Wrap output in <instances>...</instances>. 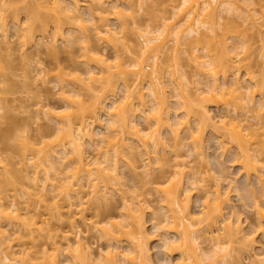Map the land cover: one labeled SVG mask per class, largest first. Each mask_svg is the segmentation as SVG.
Instances as JSON below:
<instances>
[{
    "label": "bare ground",
    "instance_id": "obj_1",
    "mask_svg": "<svg viewBox=\"0 0 264 264\" xmlns=\"http://www.w3.org/2000/svg\"><path fill=\"white\" fill-rule=\"evenodd\" d=\"M174 1L167 0V2ZM181 1L182 3L177 7L178 9L175 8L176 10L171 13L173 15L164 18L166 21L163 23L162 29L155 31L150 26L145 30L139 25L140 22L136 19L135 10L131 6L132 0H0V56L3 51L12 53L14 50V47H12L13 43L8 35L9 20L10 22L11 20L15 21V24L12 22L11 25H13L15 34H18L17 37L19 39L17 38L16 41L20 49L18 48L17 50L23 52V54L21 53L23 58L26 56L24 53L27 52L28 54L33 49L36 51L39 49L34 47H41V52L45 50V53L48 52L53 56H59L64 51L69 52L71 48H67L71 46L80 45L79 48L83 50L82 58L80 57L81 60L79 61L82 66L72 67L70 71L63 68L68 72L60 69L62 70L58 75L60 79L57 77L60 81V86L61 84L63 85L62 88H60L58 83L55 85L61 89H59L61 92L58 90L57 94L61 95L60 99L62 101H65L63 102L65 108H58L59 106L57 107L58 109L52 108L42 102L40 104L42 106L40 107L39 105L40 108L35 110L38 115L42 114L50 122L55 123L54 127L56 126L57 128L55 133L57 131L59 135L57 134L56 141L50 142L45 140V137L52 135L50 133V135L42 136L45 139L42 137L41 139L38 138L37 140L42 141L38 142V145L42 144L41 148L29 147V144L32 145L29 140L28 142L31 143L26 144L28 150L33 148L30 150H34L33 152L36 151L37 153L33 157L34 160L37 159V161L35 160L36 163H30L34 169H32L34 173H31L34 175L32 178L29 177L31 181L28 180L31 185H28L29 188L27 190L22 191L24 195H28L26 199H30L28 203L25 200L28 207H21L18 195L14 197H9L8 195L9 189L16 186L13 169H8L7 165H5L0 171V248L2 249V252L0 249V264H155L150 258L149 249L147 248L149 241L155 239L165 248L166 254L172 255L178 251L181 259H179V262L182 264L184 262H187L185 264H229V260L230 262L232 261L230 264H241L242 262H238L240 258L237 259L238 261L236 260L237 262H233L234 256L237 258V253L239 254L240 252L251 253V247L253 251V247L256 246H253V244H256L253 243L255 237L252 235L253 239L251 235L249 236L243 232L240 221L232 220L231 215V217L227 218L229 216V214L227 215L229 207H232L229 199V194L231 193L225 189L226 192L221 190V182L215 183L216 186L213 185L214 188L212 186L207 188L208 180L204 176L201 179L198 176L200 173L197 174L190 170L189 166L187 167L185 166L186 164L184 165L181 161L177 162L176 160V164H181L180 166L178 165L179 167H175L174 174L177 176L167 181L165 185H161L160 190L163 193L162 199L160 198L162 200L160 203L161 207L159 210H152L153 229L155 232L163 231V234L159 235L157 233L158 235L154 234L151 236L146 230L147 222L145 220V210L151 209V206L145 203L146 207L142 205V202L148 198L144 197L141 199L142 195L139 198H135L132 195L128 196L131 189L125 185V181L122 182V185L119 180L121 179V174L118 173L117 165L120 160H123L126 162L123 164L128 165L129 168L127 165L126 168L130 172L132 171V174L141 171L145 174V179L152 176L149 181L148 178L146 179L148 181H146V184L154 186L157 178L156 180L153 178L150 169L151 173H149L148 167L152 165V161L150 162L152 158L149 155L151 156L150 152H152V155L156 153L157 158L154 156V159L159 160H155L156 164L163 160L158 159L159 156L161 158L158 153L161 154V150H165V142L161 137L160 129L168 128L167 130H170L168 132L171 133L172 131L171 134L175 135V140L182 138L181 134L184 131L186 133L184 138L187 141L189 139L190 144H188L191 147V151L203 156L205 131L207 128H211L214 135H220V139L218 138L220 143L222 141L224 146L231 145V148L237 150L234 154V156L238 154L235 156V158L237 157L235 163L237 162L240 165L241 172H243L247 180L254 176L259 184H263L264 98L261 97L262 104H257L261 106L256 105L257 107H255L254 104L256 103L254 102L253 104V101H256V99H253L254 96L252 94L256 95V93L252 88L255 86L256 90L259 91L258 88L261 86H258L260 84L255 79L254 73H250L251 67L249 68L248 66H251L250 57H253V43L250 38L254 34L257 36L258 30L263 28L262 23L260 24L259 22L257 24L260 19L256 18L257 13L253 8L254 6L251 7L258 0ZM155 2L156 0H137V8L140 12H143ZM258 2L260 3L261 0ZM23 3L26 6H23ZM261 6L263 7L256 9L261 10L263 8L261 15L263 14L262 17H264V0ZM84 8L87 9V13H85L88 14V18L84 17L86 14L83 15L84 12L82 10ZM28 9L31 11L29 12ZM20 10H26V20L25 22H20L19 20V23L18 19L22 14H20ZM35 10H37V13ZM166 11H168V8ZM222 18H224V23H222ZM221 19L222 22L220 23ZM168 20H171L172 23L168 24ZM112 21L116 24L114 25L115 29L112 26ZM116 26L119 31L116 30ZM261 31L260 33L258 32V35L261 34ZM127 33L140 35L141 39H143V44L141 45L143 47L134 48L135 44H132V46L129 43L130 40L126 36ZM255 35L252 40L255 39ZM233 39L239 40V43L237 45L232 44L230 41ZM60 41L65 47H69H60ZM120 41L123 44V52L120 54L116 51L117 55L112 58L111 61L114 62L111 64L110 57L108 58L105 49L101 48L102 50H99L98 43L107 44L109 47L112 45L113 47L115 43ZM30 46L33 49L32 47L30 49ZM182 47L186 56L185 62L195 67V77H201L200 80L203 81L196 80L198 86H202V89L199 87V89H196L197 85L191 87L195 84V81L192 80L191 82V79L186 78L187 76L183 73L180 64L181 59L178 58L179 50ZM28 48L29 50H27ZM170 53L175 56V62L173 65L168 66L166 72L169 74L168 77L171 83L174 84V91L178 92L179 100L181 99V102L179 101L181 104L178 103L180 106L178 105L179 107L176 109H184L182 110V115H175L177 113L176 110L168 104L169 98L166 96L165 75L161 74V68L164 67L161 65L160 59L164 55L168 57ZM149 62L151 68H149ZM244 67L247 70H245V75L242 73L244 75L242 78L240 73L241 70L245 69ZM148 68L149 70L151 69L150 72L147 71ZM39 70L37 69L38 73L36 72L35 79L40 77L42 80V75H47V70L45 69V74L42 68ZM221 78L223 79V84L220 82V80L222 81ZM58 79L56 82H58ZM230 79L232 81L229 82L228 80ZM2 82L5 83L4 81ZM2 82L0 80V85H3ZM199 82L203 83V85ZM43 84L45 85V82ZM64 84L70 88L66 89ZM204 84L206 88L203 87ZM77 85L81 88H78ZM228 85L232 86V88L230 86L231 90L228 89ZM116 86L123 87V91L125 90L124 98L121 96L123 101L121 100L119 105L117 103L120 100H117L118 102L115 100L114 102ZM56 87L53 89H56ZM227 89L229 92H225ZM81 90H89L92 95L85 99ZM248 92L251 94L249 93L248 97H246L245 95ZM147 93L151 97L153 103L151 105L153 107H148V102L145 100V98H148L146 96ZM111 97L113 102H110ZM244 98L251 100L252 107L254 106L256 109L262 108V110H259L262 112H259V114L258 110H254V107L253 110L248 108V106H251L248 102L247 104L241 102V99L245 100ZM2 102H0L1 114L5 112L3 108L5 106H1ZM238 102H241V105ZM210 103L216 104L218 107L222 105V108L225 106V108L227 107L226 109H229V105H234V112L227 110L228 114H219L220 118L216 121V116L214 117L210 114ZM2 104L4 105V103ZM168 105L173 109L176 118L174 116L171 117L172 110H170L171 108ZM243 105H247L250 113L257 111L254 114L255 118L243 114L245 115L244 119L243 115H241L240 120V117H238L240 115L236 111L237 109L240 111V107H244ZM225 108L224 110H226ZM102 111L107 115L108 128L104 130L103 126H99L102 129L96 131L97 127L95 126L101 125L100 114H102ZM247 112L249 114V111ZM231 113L235 114L233 115L234 117ZM137 118V121L139 119L145 121V126L148 127L139 126L136 123ZM181 118L182 120H180ZM251 119H255L254 121L258 123L250 124ZM193 125H195V128L192 127ZM107 131L115 133V135L112 137L106 136ZM106 140L108 141L106 142ZM104 142H106L105 147L107 145L108 147L106 152L104 151L105 155H103L102 160L97 159V157L90 158L87 156V149L92 148L91 150L95 153L103 148L100 146ZM3 159H0V164L5 162V159ZM32 159L27 161L31 162ZM140 161L144 164H139ZM29 162L25 161V165L23 163L24 167L18 173L22 175L30 171ZM71 171L74 172L72 176H70L71 174L68 175ZM197 176L200 178L199 180ZM20 178H23V175ZM25 178L29 179L28 174L25 175ZM115 181L117 185L121 183L118 188L114 184ZM97 182L101 185L103 184L102 189L101 187L99 188L100 185ZM156 184L155 191H159L157 189L159 185L157 184V187ZM86 187L95 188L91 192L94 194L93 197L97 198L93 200H97L98 204V199L101 200L103 198L102 200H104L107 198L106 200H109L108 198L112 191L113 193L119 191L123 193V196H127V199L123 200L124 203L122 202V212L124 214L121 212V220L123 222L110 221V223L98 228L96 222H93L92 226L87 219L84 217L80 218L81 224L86 229L83 230L86 233L89 234L95 227L99 234L98 239L100 238L108 243L107 249L105 248L104 251L100 250L101 252L98 251L99 253L92 252L89 238L88 244L86 241L84 242L87 237L83 239L80 236L83 231L81 232L82 225L79 224L80 222L78 223L79 217L84 216L88 210V207L86 208L85 206L86 199L84 197L88 196L85 193L86 189H88ZM196 189L201 191V193L203 191L202 194L203 196L205 195L203 197L204 201L201 196L203 211L199 214L202 215L200 218H197L191 210V193L194 190L196 191ZM109 190L111 193L108 195ZM151 194L149 193L150 196H153ZM198 196L200 197L199 193ZM7 199L12 201L9 202ZM31 200H35L34 204L36 202L40 205L44 204L42 206H45L47 212L45 210L46 213L44 211L39 213V210L37 211L38 207L37 209L34 208L35 212L32 211L33 204L31 203L33 201L30 202ZM59 200H62L63 204ZM46 205L48 208H46ZM257 212L259 221L257 228L264 237V209H259ZM23 218L27 220L25 221ZM12 220L13 222L15 220L22 222L19 230L12 232L15 233L16 239H13V241L10 239L12 235H7L8 233L4 229L5 226L2 227L5 222ZM52 221H56L57 225H53ZM9 223L6 224L8 225ZM40 223L42 225H39ZM64 228L67 229L64 230ZM198 232L202 235V238L197 235ZM222 232L223 235L220 236ZM17 233H19L18 238L16 236ZM73 234L75 236H72ZM123 235L125 239L122 238ZM222 237L226 240H223L225 241L223 242L224 244L222 243ZM199 238L203 239L202 243H208L207 247L210 243L211 246L209 247L211 252L214 249L213 253H210L209 249L201 247V243H198ZM39 240L43 242L40 244L36 243ZM14 241H20V244L15 247L12 246L11 244L13 243L11 242ZM123 243L127 246L125 247ZM26 244L32 245V247L28 245L30 249H27L25 247ZM37 245L42 249L40 250L39 248L38 252H32L33 248L38 247ZM233 252H236L235 255ZM35 253L37 255L40 253L41 258L39 255L36 257ZM262 257V260H260L264 264V256ZM35 261L37 262L35 263ZM204 261L208 262L204 263Z\"/></svg>",
    "mask_w": 264,
    "mask_h": 264
},
{
    "label": "rangeland",
    "instance_id": "obj_2",
    "mask_svg": "<svg viewBox=\"0 0 264 264\" xmlns=\"http://www.w3.org/2000/svg\"><path fill=\"white\" fill-rule=\"evenodd\" d=\"M258 1H257V3L255 2L256 4L253 3V5L251 7L254 6L253 8L255 9V12L257 13L256 18L260 19L259 21H257V24L259 22H260V24L262 23L261 25L263 26V28H261L262 31L258 30L259 33L261 31V34L258 35V32L256 33L257 36L254 34L256 36L255 39L252 40V38H254V35L251 34L253 37L250 36L251 37L250 41H252V43H253V45H252L253 46V49H252L253 50V57H250V59H249L250 62H251V66L248 65L249 68L251 67L250 68V73L251 72L254 73L255 79L260 84L258 86H261V87L258 88L259 91L256 90L255 86H254V88H252V89L255 90V93H256V95L254 93H253L254 95L252 94V96H254L253 99L254 100L256 99V101H253V104H254V102L256 103V104H254L255 107L259 106L257 104L261 103V97L264 98V17H262L263 14L261 15V13H262L261 10L263 8H261V10H258V9H260V7H263V6H261L263 0H261L260 3ZM181 3H182L181 0H175L174 2H167V0H156V2L153 5L148 6L146 8V10H144L143 12L142 11L140 12L139 9L137 8V0H132L131 6L135 10L136 19L140 22L139 25H141L142 29L146 30V28L148 26H150V27H152V29L154 28L155 31H157L159 29H162L163 23L166 21V20H164V18L165 17L168 18L171 15H173L171 13L173 11H175L176 9H178L177 7H179L181 5ZM250 4H251V2H250ZM257 4H259V5H257ZM23 6H26V4L24 5V3H23ZM173 7H174V10H173ZM251 7H249L250 10H253ZM165 8H166V10L168 8V11H166ZM256 8H258V9H256ZM23 9H25V8H23ZM85 9L86 8H84L82 10L84 12L83 15H85L87 13L86 12L87 9L86 10ZM28 10H29V12L31 11L30 9H28ZM35 11L37 13V10H35ZM25 12H26V10H23V11L20 10V14L21 13L22 14L21 15L19 14L20 16H19L18 22H19V20H20V22H25V20H26L25 19L26 18L25 17L26 16ZM252 12H254V10ZM43 15H45V14L43 13ZM43 15H41V16H43ZM84 17L88 18V14H86ZM227 17H228V15H227ZM222 19H223V22H222ZM222 19L220 20V23L221 22L224 23V18H222ZM256 20H258V19H256ZM168 21H169L168 24L172 23L171 20H168ZM12 22H14V24H15L14 20H11V22H10V20L8 21V23H10V25L8 26V31H9L8 35L10 37L9 38L10 41L13 43L12 47H14V50L12 51V53L7 52V51H3L1 56H0V80H1V82L2 81L5 82V83L2 82L3 85H0V87H1L0 88V97H1L0 102L3 101L2 103H4V105L1 103V106L2 107L5 106V107H3L5 112H3L2 114L0 113V117L3 116V117L0 118V159L1 158L5 159V162L3 164H0V171H2V169L5 167V165H7L8 169L10 168V169H13L15 171L14 172L12 170V172L14 174V179L16 180V186L14 187L15 189L14 188L9 189L8 195H9V197H14L15 195H18V200H19V204H21V207H23V206L24 207H28L27 204L25 203V200H27L26 198H28L27 197L28 195L27 196L24 195L22 193V191L23 190H27L29 188L28 185H31V184H29V182L31 181L30 179L32 178V176L34 175V174L33 175L31 174V173H34V171H33L34 169L32 168L31 164L34 163V162L36 163L37 159H35L36 160L35 161L33 157H35L37 153H36V151L33 152L34 150H30V149H33V148H30L29 149L30 151H29L26 148L27 147L26 144H29V143L32 142V145L29 144V147L41 148L42 144L38 145L39 144L38 142L41 141V140H37L38 138L41 139V137L43 135L45 136V135H48L50 133L52 135L49 134L50 136L45 137L46 139L42 137L46 141L50 142V141H56V137H58L57 136V134H58L57 131L55 133V130H57L56 126L54 127L55 123L53 124L52 121L50 122L42 114H41L42 116L38 115L36 113L37 111L35 112V110H38L36 108H40L42 106V105H40V104H42V102L44 104H47V106L49 105V107H52V108H57L58 106H59L58 108H60V107L65 108L64 107V103H63L65 101L64 100L62 101V99H60L61 95L59 96L57 94L61 90L60 88H62V86H63L62 84H61V86L59 84L60 77H58V75L60 74V71H62L64 69H68V71H70V69H72V67H77V66L81 67L82 64H80L79 61L82 58L81 55H82V51L83 50L81 48H79L80 45H77L75 47L66 46V47H69L67 49L71 48L69 50V52H66V51L62 52L63 51V49H62V51H60L62 53L59 54V56H57V55L53 56V55L49 54L48 52L45 53L46 52L45 50H44L45 52L44 51L41 52L40 51L41 47H34V48H39L38 50L40 52L37 50L38 51V53H37V51L35 49H33L32 46H30L29 48L31 49V47H32L33 50H31V52L28 51V52H30L28 54H27V52L24 53V54H26V56L23 58V56H21L23 54V52L22 51L20 52V50L19 51L17 50L19 48L18 43L16 41L17 38H18L17 37L18 34H15L16 32L14 31L13 25H11ZM111 23H113L112 26L114 28V25H116V24L113 21ZM262 26H260V27H262ZM117 28L118 27L116 26V30L119 31ZM126 36H128V39L130 40L129 43L131 45L135 44V46L132 45L134 48H142L143 47V46H141L143 44V39H141L140 35H132V33L131 34L127 33ZM230 42L232 44L237 45V43H239V40L233 39ZM121 43H122V41L117 42V43H115L113 45V47H112V45L109 47V45H107V44L103 45L102 43H98L99 48H100L99 50H102V49L104 50L105 49V53L108 54V58L110 57L109 60H110L111 64H113V62H114V61H111V60H112V58L116 57V55H117L116 53L118 52V53L121 54V52H123V44H121ZM59 46L60 47L64 46V48H66L65 45L61 41L59 42ZM29 48L27 50H29ZM136 50H138V49H136ZM179 51L180 52L178 53V58L181 59L180 64L182 66L183 73H185V75L187 76L186 78H190L191 79V82H192V80L195 81V84H193V86H191V87H194V85H197V87L195 86L196 89H197L199 86H198V82L196 80L199 81L201 77H195L196 76L195 75V72H196L195 71V67L191 66V64H187V62H185V57L186 56L184 54L183 47ZM124 53H125V51H124ZM37 54H40V55H37ZM126 60H127V58H126ZM174 62H175V56L173 54H171V53H170V55L168 57L166 55H164L160 59V63L164 67V68H161V74L165 75V82H166L165 86H166V91H167L166 96H167V98H169L168 99V104H170V106L173 109L176 110L177 113H175V115H180L183 112L182 110H184V109L178 110L176 108L180 106L181 99L179 100L180 97H179V95H177L178 92L176 91L177 92L176 93L174 91L175 90L173 88L174 84L171 83L170 78L168 77L169 74L166 72V70H168V66L173 65ZM40 65H42V66H40ZM148 65H149V68H151L150 67V62H149ZM2 68H5V69H2ZM41 68L44 70V74L46 73V70H47L46 74L48 76L47 75H42L43 79L45 81L43 79L41 80L40 77H39V79L36 78L37 80L35 79L36 74L38 73L37 69L39 70ZM149 68L147 69L148 72L151 71V69L149 70ZM60 69H62V70H60ZM245 70H247V69L245 68V69L241 70L240 76L242 78L245 75L244 74L246 72ZM64 71H67V70H64ZM60 76H62V75H60ZM182 76H184V75H182ZM45 77L46 78L48 77L47 81H46ZM63 77H64V75H63ZM57 79H58V82H56ZM228 81L230 82L232 80L230 79ZM44 82H45V85L43 84ZM48 82H49V84H48ZM201 82H203V81H201ZM201 82H199V83L201 85H203V83H201ZM220 82H221V84H223L224 83L223 79H222V81L220 80ZM57 83L60 86V88H58L59 86L58 87L55 86ZM86 84H87V82H86ZM118 85L120 86V84H118ZM80 86L78 87V85H77L78 88H81ZM117 86L115 88L116 89V92H115L116 96L114 97V102H115V100L116 101L120 100L119 103H117L119 105V104H121V100H122L121 96H123V98H124L125 90L123 91V87H117ZM230 86L228 85V89L231 90L232 86H231V88H230ZM55 87H56V89H53ZM68 87L69 86H66L65 88L68 89ZM203 87H205V84H204ZM222 87H223V85H222ZM199 88L202 89V86L199 87ZM84 89H86V88H84ZM228 89L225 92H229ZM56 90H57V92H56ZM254 90H252V91L254 92ZM81 91H82L83 97L85 96L84 97L85 99H87L89 96L92 95V93L89 90H81ZM252 91H250V92L252 93ZM250 92H248L245 96L248 97V94ZM199 93H200V90H199ZM63 95L65 96V94H63ZM146 96H148V93L146 94ZM227 96L229 97V95H227ZM249 96H251V95H249ZM249 98H248V100H246L244 98L246 101L242 100L243 99L242 98L241 102H243L244 104H247V102H248L251 105L250 107L248 106V108H252L251 110H253L254 106L252 107L253 104H252L251 100H249ZM145 100H146V102H148V107L153 105L151 97L148 96V98L147 99L145 98ZM259 100H260V102H259ZM89 101H91V100H89ZM110 102H113L112 101V97H111ZM241 102H238L239 105H241L240 104ZM151 103H152V105H151ZM178 103H180V104H178ZM36 104H37L38 107L36 106ZM230 104H232V103H230ZM39 105H40V107H39ZM210 105H209L210 114L212 116H214V117L216 116L215 117L216 121H218V119L220 118L219 117L220 115L228 114L227 110L229 112H234L233 111L234 110V105L233 106L232 105L228 106V108L230 110L226 109L227 107L225 108V106L222 108L221 107L222 105H219V107H218V105L212 104V103H210ZM170 106H169V108H171ZM243 106H244V107H242L243 109L240 107V111L238 109L236 111V113L237 114L239 113L238 115H240V116H238V115H236V116L240 117V120H241V117H242L241 115H243V114H246V116L249 115L250 117L251 116L254 117V114H256L257 111L256 112L253 111L254 113H252V112L250 113V110L247 108V105H243ZM231 107H233V108H231ZM255 107H254V110L256 109ZM172 108L170 109V110H172L171 117L174 116V113H173L174 111H173ZM219 108H220V110H219ZM224 108L226 110H224ZM5 109H7V110H5ZM150 109H152V108H150ZM147 110H149V109H147ZM256 110H258V113L262 112V111H259V110H262V108H259V109H256ZM247 111H249V114H248ZM101 113H102V114H100L101 125L95 126V127H97L95 129L96 131H99L102 128H104V130H107V128H108L107 121H106L107 120V115L103 111ZM231 114H232V116L235 115L234 113H231ZM39 116H41V117H39ZM244 116L245 115H243V119H244ZM174 117L176 118V116H174ZM138 118L136 119V123H138L139 126H142V127H143V125L145 126V121H143L142 119H139V121H137ZM180 120H182V118ZM180 120H179V122H180ZM254 120L255 119H251L250 120V124L256 123ZM192 121H193V119H192ZM192 121H191V123L193 124ZM146 123H147V121H146ZM99 126H101V127L103 126V127L100 128ZM145 127H148V126H145ZM192 127L195 128V125H193ZM165 128L160 129L161 137H162L163 141L165 142L164 143L165 144V150H161L162 151L161 154L158 153L159 155H161V158L159 156L158 159H163V160H160L161 162H158L156 164V161H159V160L154 159L155 158L154 156H156V153L154 155H152V152H150L151 156L149 155V157L152 158V160L150 159V162L152 161L151 164L153 165V167H152V165H151V167L149 166L148 170L150 169L152 171V175H153V178L155 180L157 178L158 181L156 180V182H157V184L159 185L160 188L158 187L156 182H155V184L157 185V187H158L157 189H159V191H155L156 190L155 184H154V186L150 185V184H148L149 185L148 186L146 184L149 181V179L152 178V176L147 177L148 178V181H147L146 180L147 178L145 179V174L142 173L141 171L140 172H136L137 174L136 173L132 174L131 173L132 171L130 172L126 168L127 164L124 165L126 162H124L123 160H120V163L117 165L118 173L121 174L120 175L121 179H119V180L121 181V183L123 181H125V183H126L125 185L128 186L129 189H131L130 192L128 191L129 192L128 196L132 195L135 198L136 197L139 198L140 195H142L141 199L144 198V197L148 198V199H145L144 201L142 200L143 201L142 205L146 204V205H150L151 206V209L148 208V210L150 209V211H148L146 209L145 210L146 213L144 212L146 214L145 215V220L147 222L146 223V225H147L146 230H147V232H149L148 234L151 235V236H153L154 234L155 235L163 234V231H159L160 232L159 233L158 231L155 232V230L153 229L152 225H154L153 224L154 222H153V218H152V216H153L152 215V210H159L160 209V207H161L160 203L162 201V200H160V198L162 199V196H163V193L160 190L161 189V185H165L167 181L172 180V179H174L177 176V175L174 174V170H175V167L177 168V167H179L181 165V164L179 165V164H176V163L178 161H181L182 164H184V165L186 164L185 166H187V167L189 166L190 170L196 172L197 174L200 173V175H198V176L201 179L204 176L208 180L207 181L208 184H206V185H208L207 188H209L211 186L213 187V185L216 186L215 183L221 182L220 183L221 186H222V187L220 186L221 190L222 191H225V190L227 191L228 190L229 193H231V194H229L230 195L229 199L231 201L230 204H231L232 207H229L231 210L228 208L229 209V211H228L229 213H227V211H226L227 215L229 214V216H227V218L232 216V218H231L232 220L240 221V223L242 225V228H243V232L245 234L249 235V236L251 235V237H253V236L255 237V239L253 237V239H254L253 243H256V244H253V246L254 245H256V246L253 247V251H252V247H251V251H250L251 253H248V254L246 252H242L243 254L241 252L239 254L237 253L238 257L235 258L236 256H234L233 262L240 258L239 261L238 260L237 261L240 262V263L242 262L241 264H262V261H261L262 259L261 258H263L262 256H264L263 255V252H264V237H263V235H261V231L260 230L258 231V228H257V226H258L257 224H259L257 210L262 209V208L264 209V203H263L264 202V198H263L264 197V181H263V184H259L258 180L254 176H251L247 180L246 176L243 174V172H241L240 165H238L237 162L235 163V160L237 158V157L235 158V156L238 155V154H236L235 156H234V154L236 153L237 150H235V148H231V145H229L228 142H227L228 143L227 144L226 140H224V142L227 145H229L230 147L229 146H224V143H222V141H221V143H222L221 144L220 140H219L220 139L219 138L220 135H218V136L214 135L213 132H212L213 130L211 128H209V129L207 128L206 131H205V135H204L205 136V138H204L205 144L203 143V147L205 146V149H203V154H204L203 156L197 155L195 152L191 151V147L189 145L190 144L189 143V139L187 141L184 138V136H186V133L184 131L181 134L182 138H180L179 140L178 139L175 140V138H174L175 135L171 134L172 131L170 133V132H168L170 130H167L168 128L167 129H165ZM108 135L110 137H112V136L115 135V133L107 131V135L106 136H108ZM28 140L31 141V142H28ZM36 140H37V142H36ZM107 141L108 140H106V142ZM106 142L102 143L103 145H101L100 147H103V148H101L100 150H98L95 153H94L93 150H91L92 148L90 149L88 147L89 149H87V154H88L87 156H89L90 158L97 157V159L99 158V160H102L103 159V155H105L104 153L106 152L107 147H108V145H107V147H105V145H106L105 143ZM150 149H149V151H150ZM224 149L226 150L225 152H224ZM233 151H235V152L233 153ZM156 158H157V156H156ZM31 159H32V161L29 162ZM23 160H25L26 162H29V165L31 166V170L32 169L33 170L31 172V170L29 169L30 171H28L27 173L25 172L26 174L25 173L22 174L23 178H20V177H22V175L20 173H18V172H19V170L22 167H24L23 163L25 165V161L23 162ZM27 160H29V161H27ZM176 160H177V162H176ZM139 164L143 165L144 163H141V161H140ZM35 166H34V168H35ZM127 167H128V165H127ZM150 170H149V173H151ZM71 172H69L68 175L71 174L70 176H72V174L74 172L73 171H71ZM27 174H28V178L29 177H31V178H29V179L25 178V175H27ZM141 174L142 175L144 174V175L142 176ZM120 176H119V178H120ZM198 176H197V178H198ZM187 177H188V175H187ZM200 178H198V180ZM28 180H30V181H28ZM117 182H118V180H117ZM117 182L115 181L114 184L117 185ZM150 182H153V181H150ZM97 183H99V182H97ZM121 183L118 184V185H121ZM99 185H100L99 188L101 187V189H102V185L103 184L101 185L99 183ZM118 185L116 186V188H118ZM122 185H123V183H122ZM186 186L189 187L188 185H186ZM119 187L121 188V186H119ZM128 187H127V189H128ZM86 188H88V187H86ZM89 189H90V191H89ZM94 189L95 188H88L85 191V193L88 196H84L87 201L85 199L84 200H85V206H86V208L88 207L87 208L88 210H87V213H85L84 216L79 217L78 223L79 222H80L79 224L82 223L81 219L83 217L85 219H87L88 222H91V224L93 222H96V225H97L98 228H101L104 225H106L107 223H110V221L114 222L116 220L118 222H121L122 221L121 220L122 219L121 212H122V208H123L122 207V202H123L124 199H127V196H123V193L119 192L118 189H116L118 192H114L113 193V191H112L113 194L109 190L108 195L110 193L112 194V195L111 194L109 195V198H108L109 200H106L107 198L104 199V200H102L103 199L102 198L101 199L102 201L100 199H98L99 200V204H98L97 200H95V201L93 200V199H97V198H95V196L93 197L94 194H93V192H91V190H94ZM122 189H119V190H122ZM200 190H203V189H200ZM194 191H193V193H191L192 200L190 199L191 200V210H192L193 214L197 218H200L202 215H199V214L202 213V211H203V208H202V204L203 203H202L201 200L203 199V201H204L203 197L205 195L203 196V194H202L203 191H202V193H201V191H199L197 189H196L195 192ZM128 192H127V194H128ZM115 193H117V194H115ZM149 193H152L151 195H153V196H150ZM198 193H199L200 197L198 196ZM147 195H149V197H147ZM159 196H161V197H159ZM201 196H202V199H201ZM124 197H126V198H124ZM10 199H12V198H10ZM7 200L9 202H11L13 199L12 200L7 199ZM29 200H27L26 202L28 203ZM159 200H160V202H159ZM32 201H33V203H31V204H33L32 205V209H33L32 211L35 212V209H37V207H38L39 209H37V211L39 210V213L40 212L43 213V211L45 212V210H46L45 206H42L44 204L40 205V204H37V202H36V204H34L35 200H31L30 202H32ZM59 201L62 202V204H63L62 200H59ZM87 202H88V204H87ZM59 204H61V203H59ZM146 205H145V207H146ZM46 208H48L47 205H46ZM40 209H41V211H40ZM37 211H36V213H37ZM34 212H32V213H34ZM46 212H47V210H46ZM75 212H77V211H75ZM122 214H124V213L122 212ZM96 215H97V217H96ZM24 216H26V215H24ZM161 218H162V216H161ZM23 219L25 221L27 220L26 218H23ZM21 220H19V221H21ZM9 222H11V223H9ZM157 222H159V221H157ZM160 222H161V220H160ZM6 223H9V224L7 225ZM21 223L22 222H17V220H15V222H13V220H12V221H7V222L4 223L5 225H2V227L5 226L4 229H6V231L8 233L7 235H9V234H10V236L12 235L11 236L12 238L10 237V239H12V241H13V239H15V233H12V232L14 230L18 231L19 230V226L20 225L22 226ZM41 223L39 225H42ZM52 224L53 225H57L56 221H52ZM234 224H235V222H234ZM88 225H89V223H88ZM221 225H219V226L221 227ZM92 226H93V224H92ZM54 227H56V226H54ZM167 228H168V226H167ZM65 229H67V228H64V230ZM81 229H82L81 232L83 231L84 233H86V231L83 230V229H85L83 225L81 226ZM96 229L97 228L94 227L93 230L90 231L89 234L88 233L84 234L82 232L80 236L83 239L85 237H87L84 240V242L86 241V243L89 242L88 241V238H89L90 244H91V246L93 248V249L91 248L92 252L99 253L98 251H100V250L104 251L105 248L107 249V244L108 243L105 240H102L100 238L98 239L99 234H98ZM214 229H216V228H214ZM152 232H155V233H152ZM199 232H198L197 235H200ZM18 234L19 233H17V235H16L17 238H18ZM222 235H223V232H222V234H220V236H222ZM72 236H75V234H73ZM170 236L172 237V235H170ZM200 236L202 238V235H200ZM37 237L39 238L38 235H37ZM124 237L125 236L123 235L122 238H124ZM201 238H199L200 240L198 241V243L199 242L201 243V247L203 249L207 248V249H209L210 253H213L214 249L211 252L210 247H209V246H211L210 243H209V246H208L209 248H208L207 247L208 243L207 244L206 243L205 244L202 243L203 239H201ZM10 239H8V240H10ZM18 240H20V239H18ZM22 240H24V239H22ZM156 240L157 239L151 240V241H149V244H147L148 245L147 248L149 249L150 258L153 260V262L155 264H180L181 263V262H179V259H180L179 256L180 255H179L178 251H176V253H174L172 255H169L168 253L166 254L165 251H164L165 248H163L162 244H160ZM223 240H225V239H223V237H222V243L226 241V240L225 241H223ZM39 241L36 242V243L40 244L41 242H43L42 240L40 242ZM124 242H125V240H124ZM11 243H13L11 245L15 247L18 244H20V241H16V242L14 241V242H11ZM28 243H29V241H28ZM28 245L26 244L25 247L27 249H30V247H32V245H29L30 247ZM123 245L125 247L127 246L125 243H123ZM37 246H38L37 248L36 247H35V249L33 248V251L31 249V251L32 252L37 251L40 248L39 245H37ZM13 249H15V248H13ZM41 249L42 248H40V250ZM1 252H2V249H1ZM235 253H234V255H235ZM250 254H252V255L249 256ZM35 255H36V257L38 256L36 253H35ZM40 256L41 255H39V257ZM258 259H259V262H258ZM39 260H41V259H39ZM36 262L37 261H35V263ZM207 262L208 261H204V263H207ZM185 263H187V262H184V264ZM230 263H232V261L230 262V260H229V264Z\"/></svg>",
    "mask_w": 264,
    "mask_h": 264
}]
</instances>
